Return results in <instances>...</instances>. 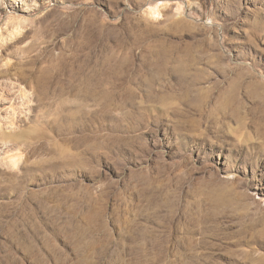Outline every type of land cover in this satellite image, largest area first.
Returning a JSON list of instances; mask_svg holds the SVG:
<instances>
[{"label": "rangeland", "instance_id": "374dc122", "mask_svg": "<svg viewBox=\"0 0 264 264\" xmlns=\"http://www.w3.org/2000/svg\"><path fill=\"white\" fill-rule=\"evenodd\" d=\"M0 264H264V0H0Z\"/></svg>", "mask_w": 264, "mask_h": 264}]
</instances>
